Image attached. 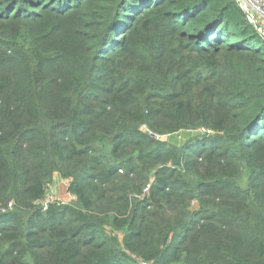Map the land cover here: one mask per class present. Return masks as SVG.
<instances>
[{"label": "trees", "instance_id": "16d2710c", "mask_svg": "<svg viewBox=\"0 0 264 264\" xmlns=\"http://www.w3.org/2000/svg\"><path fill=\"white\" fill-rule=\"evenodd\" d=\"M143 262L264 264V38L237 0H0V264Z\"/></svg>", "mask_w": 264, "mask_h": 264}, {"label": "built area", "instance_id": "2783aa9c", "mask_svg": "<svg viewBox=\"0 0 264 264\" xmlns=\"http://www.w3.org/2000/svg\"><path fill=\"white\" fill-rule=\"evenodd\" d=\"M237 2L249 18V20L256 26L260 35L264 38V0H237ZM69 198L70 200L74 199L71 194L69 195ZM54 201H56V197L52 192L51 194H49V200L42 205H45V207H47ZM142 264L150 263L143 262Z\"/></svg>", "mask_w": 264, "mask_h": 264}, {"label": "rangeland", "instance_id": "374dc122", "mask_svg": "<svg viewBox=\"0 0 264 264\" xmlns=\"http://www.w3.org/2000/svg\"><path fill=\"white\" fill-rule=\"evenodd\" d=\"M193 135H197V134H194V133H187V132H182V133H179V134H176V135H173L171 137H165L164 138V141H168L171 145H174V146H177V147H180V148H184L187 144V142L192 138ZM247 176V175H246ZM244 181V180H243ZM243 181L241 180L240 183L243 185ZM246 181H247V178H245V181H244V184H246ZM65 186L67 188L68 186V181H65ZM55 187L53 185V183L49 186L48 188V192H47V196L45 198V201H48L49 200V194H51L52 192L54 193L55 197H56V192H55ZM69 193L67 191V196H66V199H65V204L66 203H71V201H69ZM43 208H45V205H42Z\"/></svg>", "mask_w": 264, "mask_h": 264}, {"label": "crops", "instance_id": "0c3cea01", "mask_svg": "<svg viewBox=\"0 0 264 264\" xmlns=\"http://www.w3.org/2000/svg\"><path fill=\"white\" fill-rule=\"evenodd\" d=\"M65 179H63L61 177L60 174H55L54 175V178H53V185L54 187L56 188L55 189V192H56V200L59 201V202H62V203H65V199H66V196H67V188L65 186ZM69 201L70 198H69Z\"/></svg>", "mask_w": 264, "mask_h": 264}]
</instances>
